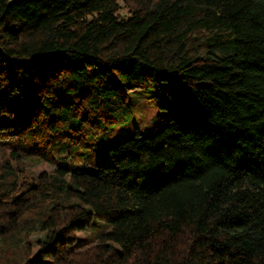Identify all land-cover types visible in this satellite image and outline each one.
<instances>
[{
	"label": "trees",
	"instance_id": "16d2710c",
	"mask_svg": "<svg viewBox=\"0 0 264 264\" xmlns=\"http://www.w3.org/2000/svg\"><path fill=\"white\" fill-rule=\"evenodd\" d=\"M158 70V132L69 166ZM18 132L54 168L0 157V264H264V0H0V147Z\"/></svg>",
	"mask_w": 264,
	"mask_h": 264
},
{
	"label": "rangeland",
	"instance_id": "374dc122",
	"mask_svg": "<svg viewBox=\"0 0 264 264\" xmlns=\"http://www.w3.org/2000/svg\"><path fill=\"white\" fill-rule=\"evenodd\" d=\"M121 5L123 6L121 8L122 14L130 15L131 11L125 6V3L121 1ZM156 72L157 77L161 79L162 83L157 84V86L150 90L135 88L130 92L129 99L133 111L132 119L126 123L116 125L108 134L95 142L91 146L90 153L86 159H82L81 161L78 157L72 158L69 156L66 160L69 166L83 167L96 171L99 163L110 164L112 162L109 157L101 155L109 147L135 137L138 134L141 137H145L158 132L163 126V122H165L167 113L162 106L172 102V100L175 101V83L179 82L180 76L171 71L158 70ZM3 122L6 121L1 119V123ZM5 142L0 147V157L3 158V154H8L10 150H19L24 154L19 161L21 165L31 171V174L37 175L42 171H51L54 168L50 162L42 157L39 149L29 151L26 143L29 142V139L21 132L17 133V138L8 139ZM110 226V224L94 217L91 226L76 234L77 241L73 248L80 250L85 248L86 242L91 243V245L96 243V238L100 234L111 230Z\"/></svg>",
	"mask_w": 264,
	"mask_h": 264
}]
</instances>
